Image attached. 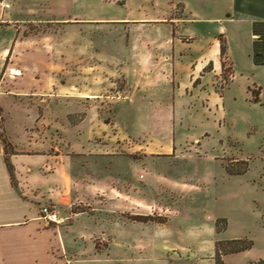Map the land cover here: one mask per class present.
Instances as JSON below:
<instances>
[{
  "label": "crops",
  "instance_id": "obj_1",
  "mask_svg": "<svg viewBox=\"0 0 264 264\" xmlns=\"http://www.w3.org/2000/svg\"><path fill=\"white\" fill-rule=\"evenodd\" d=\"M4 1L11 7L0 9V121L6 118L5 136L12 143L14 152L6 153V143L0 130V264H89L100 262V257L105 253L97 251L94 241L88 242L92 236L104 233L100 228L103 223H92L84 217L85 212L73 210L81 201L88 202L90 193L102 192L106 186L109 187L105 176L84 177L87 164L83 160L92 149V141L79 137L84 134L80 129L82 122H97L103 136L105 127L102 116L87 109L86 116L79 124L68 126L66 110L61 119L65 123L64 143L54 145V148L50 138L42 142L26 132L27 127L38 121H54L50 115L57 100L50 90L58 89L56 74L68 70V24L74 21L81 24L84 21L82 24L90 26L89 33H96L95 38L98 26L119 29V41L114 46L121 49L116 57L122 60H114V63L128 71L127 94L137 103L169 104L173 101L176 106L178 99H181L188 109L201 103L205 112H202L203 117L208 111L210 118L215 111L213 118L216 122L218 117L220 126H223V121L232 124L230 114L235 106H263L264 0H213L209 3L196 0L199 12L193 19L181 13L155 19L118 16L86 18L82 21L68 16V12L59 7L63 4L60 0ZM42 3L45 5L42 6ZM184 6H187L186 1H180L182 12ZM212 10L221 11V14L211 15ZM30 21L51 24L50 31L25 36L24 26ZM189 22L193 23L194 28L196 26V30L188 31L187 28L181 32L180 24L187 25ZM215 26L218 32L211 34L210 30ZM56 27H59L58 32ZM223 45L226 47L224 56ZM95 50L94 54L83 50L81 56L85 59L93 54L101 59L99 49ZM224 61L228 69L226 74ZM222 77L226 80L223 89L218 91L217 81ZM186 78L190 83L196 82L195 86L189 83L182 87ZM240 90L245 93L238 92ZM253 90L259 93L260 101L257 103L252 101ZM94 91L82 95L91 100L100 95ZM27 92L34 95L32 99L38 104H41L39 97L42 94L46 96L43 98L46 106L43 115H32L33 108H38L35 104H25ZM14 110L24 116L23 123L14 125L18 119ZM12 126L17 127L14 129ZM113 127L118 135L117 124ZM119 137L127 141L126 135ZM101 145L98 148L104 147ZM133 148L138 150L136 146ZM102 152L101 155L104 154ZM7 159L13 166V176ZM133 170L129 169L126 179L128 193L122 192L119 187L112 188L117 195L113 197L111 205L118 215L136 214L137 197L130 190L136 179V170ZM44 206H50L58 214L60 223L49 224L42 219ZM253 212L256 211L253 209ZM71 218L75 221L68 225ZM137 223L151 225L130 218L115 221L111 233L112 246H108L107 250L146 251L153 248L149 242L137 238ZM78 227L82 231H76ZM89 229L95 231L90 233ZM91 249L94 252L85 255V250ZM213 250L214 254L216 244ZM70 251L82 253L71 254L73 252Z\"/></svg>",
  "mask_w": 264,
  "mask_h": 264
},
{
  "label": "rangeland",
  "instance_id": "obj_2",
  "mask_svg": "<svg viewBox=\"0 0 264 264\" xmlns=\"http://www.w3.org/2000/svg\"><path fill=\"white\" fill-rule=\"evenodd\" d=\"M180 1H186L184 12L179 8ZM204 1L209 3L213 0ZM59 2L63 3L59 7L67 11L68 16L79 18L80 21L86 18L118 16L155 19L181 13L193 19L199 12L196 0ZM211 12L215 16L221 14V11ZM82 22L68 24V70L56 74L58 89L50 90L57 100L50 115L54 121H38L27 127L26 132L28 136L42 142L50 138L54 148V145L64 143L62 136L65 123L61 119L66 110L68 126L79 124L86 116L87 109L102 116L105 127L103 136L101 128H97V122L80 124L84 134L79 137L92 141V149L83 160L87 164L83 176H105L109 181V187L106 186L104 191L90 193L88 202L81 201L73 208L75 212H85L84 217L92 223H103L100 228L104 233L92 236L88 242L94 241L97 251L105 253L100 257V262L89 264H215L213 246L218 241H227L229 238H246L252 240L254 246L248 251L224 256L226 264H264V101L262 107L247 104L235 106L230 114L232 124L223 121V126L217 122L218 117L215 122V111L210 114V118L208 111L203 117L205 112L202 111L201 103L190 109L188 105H183L181 99H178L176 106L173 101L169 104L137 103L127 94L129 83L126 68L114 63V60H122L116 57L121 49L114 46L119 41V29L116 30L114 26H98L95 38L96 33L90 34V26ZM192 24L181 23V32H185L187 28L194 32L196 26L194 28ZM50 25L45 22H27L24 26L25 36L47 33ZM57 30L59 27H56ZM210 31L211 34L218 32L217 26ZM97 48L101 59L93 56ZM83 50L92 51V56L84 59L81 56ZM133 76L132 74L131 77ZM223 77L217 81L218 91L223 89L226 80ZM188 81L186 78L182 87H186L190 83ZM195 84L196 82L190 83L192 86ZM93 89L100 95L87 100L89 97H84L82 93ZM238 92L245 93L244 90ZM44 97V94L39 97L41 104H38L32 99L34 95L27 92L25 104H35L40 110L33 108L32 115H43L46 108L43 104ZM14 112L18 117L14 125L23 123L24 116L17 110ZM114 124H117L118 135ZM5 126L6 118L3 117L0 130L9 155L14 152V147L5 136ZM12 127L15 129L17 126ZM121 135H126V142L119 137ZM69 138L74 140L71 135ZM100 144L105 149L98 148ZM134 146L138 150H134ZM169 150L171 152H167ZM129 151L132 153L128 154ZM101 152L104 154L101 155ZM236 158L249 163L245 174L230 175L228 172L226 165ZM128 167L134 169L133 172L136 170V179L130 187L131 193L137 197V208H134L136 214L133 216L118 215L111 205L113 197L117 195L113 186L119 187L124 193L129 192L126 180L130 169ZM146 172L148 176L144 177ZM144 217L153 221L148 222L151 225L137 223L136 236L142 238L143 242H149L153 248L146 251L107 250L113 242L111 233L115 221L128 218L139 221ZM220 219L226 220L227 225L218 223ZM74 221L71 218L68 225ZM80 228L75 230L82 231ZM93 231L95 229L88 230L90 233ZM70 252L79 255L82 253ZM93 252L92 249L85 250V255Z\"/></svg>",
  "mask_w": 264,
  "mask_h": 264
},
{
  "label": "trees",
  "instance_id": "obj_3",
  "mask_svg": "<svg viewBox=\"0 0 264 264\" xmlns=\"http://www.w3.org/2000/svg\"><path fill=\"white\" fill-rule=\"evenodd\" d=\"M226 52V47L222 46V55L224 56ZM224 65V71L225 74L228 72V69L226 68L225 61L223 63ZM253 102H259V93L256 90H253ZM8 167L10 170V173L13 176L14 170L13 166L9 159H7ZM226 168L230 175H242L245 174L249 169V163L245 160H239V161H231L228 165H226ZM145 223H148L149 221H153L152 219L148 217H144L143 219L139 220ZM223 222L225 226L227 225L226 220L220 219L218 223ZM158 223H164V221H158ZM254 246V242L249 239H234V240H227V241H218L216 243V251H215V264H226L223 257L230 255V254H237L244 251H248L252 249Z\"/></svg>",
  "mask_w": 264,
  "mask_h": 264
},
{
  "label": "built area",
  "instance_id": "obj_4",
  "mask_svg": "<svg viewBox=\"0 0 264 264\" xmlns=\"http://www.w3.org/2000/svg\"><path fill=\"white\" fill-rule=\"evenodd\" d=\"M11 5L6 3L4 0H0V9H9ZM42 219L45 220L49 224H58L60 223L58 214L50 207L44 206L42 208Z\"/></svg>",
  "mask_w": 264,
  "mask_h": 264
}]
</instances>
